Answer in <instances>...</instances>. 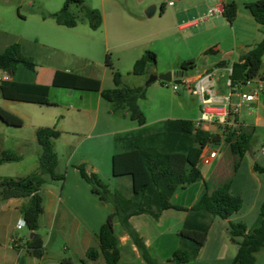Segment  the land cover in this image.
<instances>
[{
    "label": "crops",
    "instance_id": "1",
    "mask_svg": "<svg viewBox=\"0 0 264 264\" xmlns=\"http://www.w3.org/2000/svg\"><path fill=\"white\" fill-rule=\"evenodd\" d=\"M102 2L103 4L101 7L93 3L91 0L88 1V5L91 8L99 10L102 14L103 23L98 29H92L89 23L85 20H82L76 27L73 28H67L59 25L49 16V14L57 12L55 9L36 12L41 16L40 21L47 27V33H44L43 35L47 41L43 43L42 41H38V39H34L37 45L36 47L42 46L44 48L47 47L56 49L61 46L63 50H65L64 52L71 54L73 57H77L78 54L72 48H74V46L83 47L84 45H87L85 43L86 39H93V34H90L88 31L102 30L106 39V47L104 50H110L113 48L109 42L111 38L110 34L115 35L116 33L121 35L126 33L123 27L120 29L118 26V22L123 20L124 10L122 7L119 8L117 6L113 9V11H108L105 7L106 0H102ZM200 2L201 1L199 0L190 7H181L176 10H170L169 15H171V17L178 18L180 14H184L185 16L180 20V23L177 22L178 24L176 23L160 31L166 33L174 29L180 32L189 31L187 35L188 37L183 38L184 45L187 48H191L192 45V48L199 50L201 55H207L205 52L209 49H213L214 53H222V51L225 50L231 52L234 48H237V50L240 51V54L238 53L235 57L231 56V59L229 60L221 59L219 61H225L228 63L226 67L218 68L222 69L227 74L225 85L229 88V92L224 90L222 87L216 89V82L212 79L215 85L211 93L195 95L199 100V114L198 117L192 119V121H197L201 118L203 112V97H211L213 104L208 106V109L230 112L229 125L227 128L235 127L240 129L242 132L253 136L257 129H264V106H262V103L264 102V94L258 96L253 102H242L238 95V90L241 89L244 93H250L251 89L245 86L237 89L230 88L228 81L230 79L231 65L240 60L242 50L247 46L256 44L251 42H260L262 40L259 39L257 35H250V38L248 37L249 39L245 41L247 31L242 29L241 25L244 23L245 26L259 31L260 25L254 20L250 11L247 8H241L242 5L255 1H242L243 3H240L238 0H202L201 3L203 5H201ZM232 2L237 5V17L232 24H230L223 15L209 16V11L211 9L221 4L228 6ZM154 4L155 5L153 6L155 9L151 16H155L158 11L156 1H154ZM73 8L76 9V11H73L79 14L78 7L73 6ZM167 13L166 4H164L161 15L164 16ZM228 24L231 27H235L232 28V32L226 28ZM81 26L85 27L82 28V32L84 34L82 36L66 32V29H76ZM224 30L225 32H230L229 37L228 35H225L227 40H224ZM239 30H243L241 31L242 33ZM156 33L158 32L156 31ZM68 35L73 36L70 37ZM160 41V44L168 45L171 48L172 44L168 37L163 38ZM97 42L101 45L100 40ZM19 44L22 46L23 53L32 57L35 61L33 53L35 51H33V47L29 46L27 48L24 44ZM63 46H67L68 49ZM132 53L133 55L130 59L133 58L132 62H135L134 60L139 58L138 48ZM56 60L57 61H50L53 64L56 62H58V64L62 62L59 58ZM36 65L35 81L38 85L50 87L49 95L47 97L40 95L19 94L15 91V89L3 86L0 83V107L22 118L24 125H27V123L29 125V136H17V144L15 147L5 149L13 150L16 153L23 155L24 158L22 161L25 160L26 153L21 151L18 145L25 146L28 143L33 146L34 154H36L39 158L40 147L36 140V130L38 128L55 127L58 131H60L61 136L58 139H55L53 143L54 149L58 154L56 145L64 137V135L74 132V128L77 125L82 126L85 124L92 132H95L96 135L102 136L90 145L93 153L102 156L105 146L104 143L107 144V151L105 153L107 158L105 157V160H108L109 154L110 157H113L114 154V151H109L108 136H111L114 140L115 136L118 134L135 131L140 128L137 122L135 124V121H132L129 118L111 114V104L104 100L99 92L81 91L53 86L56 73L65 72L97 79L101 82L103 89H112L114 88V83L111 75L107 76L104 74L102 78L94 77L93 75L81 73L78 66L76 64L73 65L72 63L71 65H66L63 62V65L59 66L46 65L41 63V61H38ZM217 65L218 63L216 66ZM166 68L167 67L161 65L159 72L165 73L171 70L170 67H168V69ZM175 70L178 72L179 67H176ZM152 72L153 68L151 69L150 74ZM207 74L213 75L212 72H206L197 80H194L192 89H194L196 84ZM260 75H264V57ZM54 89L70 90L69 95L71 96L77 91L82 92L83 94L80 96L81 102L68 103L65 102L64 99L51 100L50 96ZM163 102L164 101H160V106H162L165 110H171V107H169L167 103ZM4 103H6L7 106H5ZM57 106H63L65 110H51V108H55ZM236 106L239 107L237 112L234 113ZM127 120L130 122H126ZM202 128L206 131H210L214 135H221L223 133L221 128L217 127L214 123L204 124ZM217 145H220L219 149L214 148L212 144H208L204 148L198 164L201 177L195 183L177 190L171 198V204L175 207L191 209L204 193L205 189H207L209 193H212L217 188L225 184H230L231 192L243 199V206L238 213L229 219L223 220L217 217L212 219L207 241L192 264H232L238 250L237 242L239 241V238L233 239L230 235V222H241L246 225L248 232H251L260 226L263 219L260 215V209L261 206L264 205V176L255 170V165L259 168H264V162H262L263 156H256L253 153L254 156L248 159L247 155L250 153L249 151L244 157L238 158L231 152L229 144L225 142L224 139H221ZM3 151L4 150H0V153ZM211 151H216L217 156L208 163L204 162L203 158L207 157ZM68 162L69 163L65 171H62L59 168L60 162L57 167L58 173L65 175V180L63 182L59 181L58 186L46 184L42 188V194L44 196V214L42 218L44 216L45 219L47 218V224L49 225L52 233L54 229H57V231L61 233L64 238L66 237L65 240L67 241V244H69V247L66 250L68 252H72L69 253L71 255L68 257L59 253L54 256H44L41 259H37L28 252L25 245L26 243L15 240L9 231L11 228L5 220V216L8 212H19L22 214L21 208L28 204L29 198H13L0 203V264H20V259H22L25 264H48L51 262L63 263L64 260L68 259L71 260L73 264H75L77 260L82 264H106L102 256L96 261L89 260L87 258V252L91 248L99 250V241L96 235L107 218L104 209H106L108 204L101 202L100 199L92 193L90 185L81 177L77 166L85 165L87 173H95L99 178L109 183V186L115 190L118 188L117 186H119V184H127L128 179L120 178L118 180L116 179V181L113 180V178H109L108 167L105 166L104 168V163L97 160L92 161L83 159L82 161H79V163L75 164H71L70 160ZM59 188H61L60 192ZM246 197L249 198V202H247ZM102 207H104V209ZM186 217V211L171 208L165 210L159 220H156L148 215H139L132 217L130 219V223L144 239L149 251L152 242L148 237H145V235L142 234L143 229L156 228L157 226L161 227L163 222L167 221L171 224V228L176 230L178 235ZM52 233L49 234L46 243L43 240L46 250L47 246L50 245ZM2 234H7V245L5 246L2 245ZM117 237L120 240L121 259L123 256L121 248L123 246L130 245L131 250L135 251L136 255H139L135 245L125 232L121 231V234L119 236L117 235ZM13 239L17 242L16 246L9 245L13 243L11 241ZM15 248L19 249L16 250ZM6 249H9L10 252ZM256 260L258 264H264V248L256 254Z\"/></svg>",
    "mask_w": 264,
    "mask_h": 264
},
{
    "label": "trees",
    "instance_id": "2",
    "mask_svg": "<svg viewBox=\"0 0 264 264\" xmlns=\"http://www.w3.org/2000/svg\"><path fill=\"white\" fill-rule=\"evenodd\" d=\"M73 6L78 7L79 14L73 11ZM246 8L254 20L264 26V0L247 3ZM222 15L232 24L237 17V5L232 2L225 6ZM49 16L67 28L76 27L82 20L87 21L92 29H98L103 23L101 12L91 8L88 0H65L63 7ZM213 51L209 49L205 54L214 53ZM263 57L264 38L255 45L245 47L240 60L231 65L230 88L243 87L247 81L263 76L260 75ZM156 64L157 54L147 50L136 60L132 74L147 76ZM106 65L111 69L114 83L112 89H103L97 79L65 72H57L53 81L55 87L99 92L101 97L111 104V114L129 118L140 126L138 130L118 134L114 139L113 176L115 179L127 178V184L121 183L112 191L95 173H87L85 165L77 166L81 177L90 185L92 193L111 207L107 220L96 235L99 250L89 249L87 258L96 261L102 256L106 264H119L120 240L114 229L115 221L118 220L122 231L129 236L146 263L158 264L151 257L144 239L132 226L130 219L148 215L159 220L165 210L174 208L186 211L187 217L178 233L179 246L168 262L192 264L207 241L212 219L231 218L241 210L243 199L231 192L230 184H225L212 193L205 189L191 209L173 206L171 198L177 190L195 183L201 177L198 164L208 144H218L224 139L231 152L242 158L250 151L253 136L235 127L226 128L221 135H214L203 128H197L195 121L189 119H168L159 122L155 128L147 129L146 117L138 104L139 100L146 98L147 88L126 85L123 75L115 69L109 54L106 56ZM227 65V62L221 61L217 67ZM36 66L33 58L23 53L21 44L9 45L0 53V71L10 73L11 77L1 84L15 89L19 94L47 97L50 87L36 83ZM195 66L194 60H188L181 62L180 69L188 70ZM160 83L167 84L163 81ZM0 120L12 127L21 128L24 125L22 118L2 107ZM60 136V131L55 127L38 128V169L22 177L0 178V203L13 198H29L28 204L21 208V212L28 232L36 234L33 239L26 237V248L37 259L45 256L44 241L38 234L44 214L42 188L51 182L65 180V175L57 171L59 157L53 144ZM23 158V155L13 150H4L0 155V165L17 163ZM255 170L264 174V168L255 165ZM260 215L263 217L260 226L251 232H248L246 225L241 222H230V235L233 239L239 238L238 250L232 264H258L256 254L264 248V205L261 206ZM19 263L25 264L22 259ZM62 264L73 262L68 259Z\"/></svg>",
    "mask_w": 264,
    "mask_h": 264
},
{
    "label": "rangeland",
    "instance_id": "3",
    "mask_svg": "<svg viewBox=\"0 0 264 264\" xmlns=\"http://www.w3.org/2000/svg\"><path fill=\"white\" fill-rule=\"evenodd\" d=\"M91 1L102 7V0ZM154 1H156V5L158 7L157 14L155 16L148 17L147 11L153 5H155ZM197 1L199 0H106L105 7L108 11H113V9H115V7L117 6L119 8H123L124 17L122 21L118 22V26L120 29L121 27H123L126 33H123L121 35L116 33L115 35L110 34L111 38L109 42L110 45L113 46V48H111L110 50H104V48L106 47L104 32L102 30L88 31L90 32V34H93V39H86L85 43L87 45H84L83 47L74 46V48L72 49L78 54V56L73 57L71 54L64 52L65 50H63L61 46L56 49L47 47L44 48L42 46L36 47L37 45L34 41V39H38V41H42L43 43L47 41L43 36L44 33H47V27L40 21L41 16L36 12L43 10L49 11L54 9L55 11H59L63 6L64 0H0V53L4 51L7 46L19 42L24 44V46H26L27 48L29 46L33 47L32 49L33 51H35L33 53L36 63H38V61H41V63L46 65L59 66H62L63 62L66 65H71L72 63L73 65L76 64L78 66L81 73L93 75L94 77L99 78H102L104 74H106L107 76H112L111 69L106 65V56L107 54H109L115 69L121 72L124 77L125 84L130 87L145 86V82L150 75L135 76L132 74L136 60H134L135 62H132L133 58L130 59V57L133 55L132 52L137 48L139 51V58L147 50L154 51L157 54V64L155 67H153V70L156 69L157 74H162L159 72L161 65L167 67L166 69L170 67L171 70L169 72L176 73L177 71L175 70V68L179 67L180 70L181 62L194 60L196 66L184 71V75L181 78L180 84H174L173 82H171L163 85L160 83V81L151 83L150 85L145 86L147 88L146 98L141 99L138 102L140 109L146 117L147 129L155 128V126L158 125L159 122L168 119L192 120L198 117L199 114L198 97L192 94L194 80H197L206 72H212L213 79L216 82V89L222 87L224 90L229 92V88L225 85L227 74L225 73V71L218 68L216 64L219 63L221 59L229 60L231 59V56L235 57L238 53L240 54V51L237 50V48H234L231 52L225 50L222 51V53L201 55L199 50L192 48V45L191 48L185 47L183 38L188 37L187 35L189 31L180 32L176 29L168 33L160 31L166 27L176 24L177 22L180 23V20L185 16L184 14H180L178 18L171 17V15H169L170 10H176L181 7H190L197 3ZM200 1L202 2V0ZM238 1H240V3H243L242 1L251 0ZM164 4H166V11L168 13L162 16L161 12L164 8ZM201 5L203 4L201 3ZM241 8H246V5H242ZM73 10L76 11L75 8H73ZM241 25L242 29H245L247 31L245 35V41L250 38V35H257L259 39L264 38V26H260L259 31H257L254 28L251 29L248 26H245L244 23H242ZM82 28L85 27L81 26L76 29H66V32L82 36L84 35L82 32ZM226 28L230 32H232V28L235 27H231L228 24ZM156 31L158 33H156ZM239 31L241 32L243 30ZM230 32H225L224 30V40H227L225 35H228L229 37ZM68 36L72 37L73 35ZM167 37L172 44L171 48L168 45L160 44V40ZM98 40H100L101 45L98 44ZM251 43L257 44L259 42ZM63 47L68 49L67 46ZM57 58H59L60 61L62 60V62H60L59 64L58 62L53 64L50 61H57ZM174 85L179 88V93H175L173 91ZM247 87L251 89V87ZM69 93L70 90L54 89L53 93L50 96V99H64V101L68 103L81 102L80 96L81 94H83L82 92L77 91L72 96L69 95ZM160 101H164L163 103H167L169 107H171V110L163 109V107L160 106ZM4 105L7 106L6 103H4ZM262 106H264V102L262 103ZM51 110L64 111L65 109L63 106H57L55 108H51ZM126 122L130 121L127 120ZM74 129V132L65 134L64 137L56 145L60 162L59 168L62 171H65L69 160L71 161V164L79 163V161H82L83 159L92 161L97 160L104 163V168L105 166L108 167L109 178H113V180H116L112 175V157H110V154L108 156V160H105V157L107 158V156L105 155L107 151V144L104 143L105 146L102 156L96 155L90 148V145L96 139L102 136L96 135L95 132H92L85 124L82 126L77 125ZM19 135H24L26 137L29 136L28 123L22 128H17L9 126L2 120H0V150L11 149L12 147H15V145L17 144L16 138ZM108 139L109 151H115L114 140L111 136H108ZM18 146L20 147L19 149H21V151L26 153L25 160L22 162L20 161L17 163H5L0 165V178L22 177L38 169L39 158L36 154H34L33 146L30 143L25 146ZM212 146L216 149L220 148V145L217 144H212ZM262 146H264V129H257L255 134L253 135L250 153L247 155V158H252L254 154L256 156L260 155L263 156L262 162H264V155H262ZM103 181L105 182V180ZM49 184L58 186L59 181H54ZM107 184L109 185V183ZM109 188L112 191L115 190L110 186ZM60 190L61 188H59V192ZM246 200L247 202H249L248 197H246ZM102 208L104 209V207ZM104 210L106 217H108L111 212L110 205L108 204L106 209ZM5 220L11 228L9 229V231L12 237L15 240H18L20 242L23 241L24 243H26L25 236L28 234L27 227L23 226L21 228H17L18 221L23 220V215L19 212H8L5 216ZM114 229L116 235L119 236L121 234L122 227L118 220L115 221ZM50 233L52 232L49 225L47 224V218L45 219L44 216L43 218H41V226L38 230V234L46 243ZM142 234L145 235V237H148L152 242L151 248L149 249L151 257L155 259L158 264H170L168 260L171 258L173 252L179 246V237L176 233V230L171 228V224L167 221H164L161 227L157 226L156 228L145 230L143 229ZM6 238L7 234H2L1 240L3 246L7 245ZM65 239L66 237L64 238V236L59 233L57 229H54L50 245L47 246V250L45 248V256H54L55 254L60 253L61 255L69 257V255H71L69 253L72 252H68L66 250L69 247V244H67V241ZM9 245L14 246L13 243ZM121 249L123 256L119 264H147L141 255H136L135 251L131 250L130 245L123 246ZM6 250L10 252L9 249ZM75 264L82 263L77 260Z\"/></svg>",
    "mask_w": 264,
    "mask_h": 264
},
{
    "label": "built area",
    "instance_id": "4",
    "mask_svg": "<svg viewBox=\"0 0 264 264\" xmlns=\"http://www.w3.org/2000/svg\"><path fill=\"white\" fill-rule=\"evenodd\" d=\"M225 11V5L221 4L209 11V16H215V15H222ZM231 73V70H230ZM10 78L9 74L0 71V83L8 80ZM213 75L207 74L205 77H203L197 84L194 89H192L193 95H204L207 93H211L214 83H213ZM229 86L231 85V81L229 79L228 81ZM251 87L250 93H244L241 91V89L238 90V95L241 98L242 102H253L257 99L258 96L264 94V75L258 76L254 79H251L247 81L245 87ZM173 91L175 93H179V88L174 85ZM203 103V112L201 115V118L197 121H195V125L197 128H202L204 124H210L214 123L217 127L221 128L222 131H224L228 125H229V116L230 112L228 111H218L217 109H208V106L213 104V100L211 97H203L202 99ZM239 106H236L234 109V113L237 112ZM262 154L264 155V146H262ZM217 156L216 151H211L207 155V157L203 158L204 162L208 163L210 160L214 159ZM23 226H26L24 220H19L17 224V228H21ZM16 246L17 242L13 239L11 240Z\"/></svg>",
    "mask_w": 264,
    "mask_h": 264
},
{
    "label": "water",
    "instance_id": "5",
    "mask_svg": "<svg viewBox=\"0 0 264 264\" xmlns=\"http://www.w3.org/2000/svg\"><path fill=\"white\" fill-rule=\"evenodd\" d=\"M155 7L152 6L148 11H147V16L151 17L153 11H154ZM184 71L180 69L178 72L176 73H172V72H166V73H162V74H157L156 73V69L153 70V72L149 75L147 81L145 82V86L150 85L151 83H154L156 81H163L165 83H171L173 82L174 84H180L181 83V78L184 75ZM10 75V73H8ZM27 238L29 239H33L34 237H36V234H30L28 232ZM48 264H62V263H48Z\"/></svg>",
    "mask_w": 264,
    "mask_h": 264
}]
</instances>
